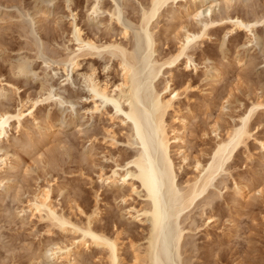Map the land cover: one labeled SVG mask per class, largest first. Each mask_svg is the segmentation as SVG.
Listing matches in <instances>:
<instances>
[{"label": "rangeland", "instance_id": "obj_1", "mask_svg": "<svg viewBox=\"0 0 264 264\" xmlns=\"http://www.w3.org/2000/svg\"><path fill=\"white\" fill-rule=\"evenodd\" d=\"M204 1L205 8L211 1L220 4L212 10L211 16L215 20L229 15L245 22L255 19L260 22L253 28V33L234 30L228 36L227 32L232 29L229 22L212 27L209 37L190 51L198 68L186 73L193 90L183 96L181 107L185 114L188 108L191 110L194 117L191 120L192 129L205 125L209 131L217 120L227 128L236 126L255 99L262 96L264 102V0ZM117 2L124 10L123 23L131 27L129 47L132 48L139 8L148 1ZM227 2H230L229 5ZM93 3L94 0H0V87L9 88L7 97L0 98V110H15L21 102L28 104L25 107L28 109L31 103L27 100L36 97L46 85L54 86L60 98L55 105L52 102L44 103L34 109L36 117L42 119L40 124L31 122L32 119L27 116L22 121L26 130L18 133L17 125H13L9 131L10 137L1 144V149L9 154L12 162L17 160V164L16 169L8 167L0 175V179L6 176L12 186L0 188V264H56L48 258L49 249L53 244L68 243L74 238L71 234H65L67 237L62 235L58 229L51 228L29 212V201L50 185L53 187V202L60 212L70 214L71 208L79 207L89 213L98 207L100 216L94 224L96 228L104 229L111 236L126 228L133 229L135 237L125 233L121 235L125 245V261L121 264H131L127 245L130 240L140 241L146 234L139 223L130 224L133 221H128L125 208L133 202L128 199L127 204L122 203L118 194L103 187L99 180L101 170L109 173L113 168L112 158L114 162L118 159L123 164L124 157L132 152L125 146L123 126L119 120L111 119L113 111L110 108L101 117L95 115L93 120L89 118L87 110L93 104L91 99H86L89 93L76 72L71 74L69 81L61 84L66 77L57 62L75 50V43L71 42L74 21L83 30L85 38L122 40V26L111 21L109 15L114 6L113 0L101 1L105 13L95 21L88 14ZM194 6L191 0H177L176 4H169L160 13L156 38L162 57L176 51L185 29L198 31L200 20L207 18L208 15H202L201 19L194 21L191 17H185V11H193ZM178 12L182 16L172 20V16ZM107 58L106 55L96 57L93 59L96 62L94 66L101 80L115 83L119 80L117 64L115 60L110 62ZM82 61L85 65L88 59L83 58ZM21 62L30 68L27 75L17 74L15 67ZM105 65H109V70H104ZM183 69L180 67L174 73L177 75ZM217 70L222 72V76L213 85L210 77ZM60 100L61 105L58 103ZM107 126L117 133L118 143L115 146L111 145L109 139L103 142V130ZM44 127H50V130ZM96 131L102 133L99 135L100 141L94 146L91 162H87L84 155L91 145L89 137ZM251 131L255 139L249 141L239 158L228 165V173L218 178L219 182H225L216 190L222 193L215 206L218 207L215 213L218 222L210 227H201L206 216L201 218L200 211L196 210L191 214L201 227L192 233L200 252L184 254V257L193 258V264H264V148L261 145H264V110L253 117ZM189 139H192V146L196 145L195 151L209 150L214 144V136L209 133L203 141L199 137ZM180 178L183 181L186 176L183 174ZM233 180L242 186H249L252 191L253 197L242 208L232 201ZM225 186L227 189H224ZM259 190L263 192L262 195L256 193ZM22 209L27 213L21 214ZM75 215L74 220H85L80 213L76 212ZM229 219L231 222H228ZM218 249L220 253L227 254L225 262H215L219 259L217 257L203 261L204 251L219 252ZM95 252L88 263H84L108 264L103 255Z\"/></svg>", "mask_w": 264, "mask_h": 264}, {"label": "bare ground", "instance_id": "obj_2", "mask_svg": "<svg viewBox=\"0 0 264 264\" xmlns=\"http://www.w3.org/2000/svg\"><path fill=\"white\" fill-rule=\"evenodd\" d=\"M101 1L94 0L90 6L88 14L91 20L95 21L100 14L105 13L101 7ZM147 1L148 4L141 5L140 11H138L137 24L134 25L135 28L133 27L135 43H132V48L129 47L131 27L122 21L124 10L121 4L117 0H113L114 6L109 11V15L111 21L122 26V40L98 41L85 38L83 30L74 21L71 42L75 43V50L69 52L62 59L60 58L57 64L65 72L66 79L61 84L69 81L73 72L77 73L84 84L89 93V98L86 99H91L93 104L87 110L91 120L95 118V115L103 116L110 108L113 111L111 119L119 120L123 126L125 146L132 152L130 155L125 154L123 164H120L118 159H115L114 162L112 158L113 168L109 173L104 172L105 170L102 168L104 171L99 172V180L103 187L118 194L122 203L127 204L128 199L133 202L125 208L129 216L127 217L128 221L134 222L130 224L139 223L146 233L140 241H128L131 264H193L192 257H184V254L189 251L200 252V248H197L196 242L193 240L192 233L202 226L210 227L218 222L215 214L218 207L215 206L222 193L216 190L220 185H225V182H219L218 178L223 173H228V165L239 158L241 151L247 148L249 141L253 140L251 122L258 111L264 110V102L262 96L255 99L234 127L221 126L217 120L213 122L209 129L210 132L204 127L205 125L195 126V129H192L191 120L194 118L192 112L188 108L185 114L181 107L183 96H187L193 90L186 73L197 71L198 68L190 51L209 37L212 27L222 26L229 22L232 29L227 32L228 36L234 30H249L253 33V28L260 22L258 19L253 22H245L239 17L229 15L215 20L211 15L212 10L220 6L218 2L211 1L205 8L204 0H191L195 3V8L191 12L185 11L184 16L191 17L195 21L199 20L202 15H208V19L200 20L201 27L198 31L181 28L184 33L179 47L176 51L168 52L169 54L162 57L163 54L161 55L159 52L156 38L157 20L162 10L169 4H176L177 0ZM229 3L227 2L228 5ZM177 16L182 15L178 12L172 16V20ZM102 55L108 56L107 59L110 62L112 59L116 61L119 76L117 82L111 83L98 77L93 59ZM83 58L88 59L85 65L83 61L80 62ZM44 64H47V61H44ZM27 67L26 63L22 62L16 65L17 74L27 75L30 70ZM180 67H184L183 72L176 75L174 71ZM109 68V65H105L104 70H109ZM214 73L210 77V82L213 85L222 76V72L218 70ZM175 78H177L176 82ZM41 90L33 99H26L28 103H31L28 109H25L28 104L19 102L20 104L15 110H11L12 108L0 110V175L2 172H6L8 167L16 169L17 160L15 163L12 162L9 154L1 149V144L10 137V128L17 125L18 133L21 130H26L27 127L22 121L27 116L32 119L31 122L40 124L41 118L36 117L34 109L44 103L52 102L55 105L56 101L60 99L52 85H46ZM8 92L9 88L0 87V98H6ZM58 103L61 105L62 101L60 100ZM44 128H48L47 131L50 130V127ZM103 131V142L109 139L111 145L115 146L118 143L117 133L108 126ZM101 132L96 131L89 137L91 145L84 155L87 162H91L93 149L95 144L100 141ZM208 133L214 136L212 147L205 151L198 149L195 151L196 145L192 146V139L189 138L197 139L199 137L203 141ZM261 145L264 148V145ZM188 170L192 172L189 173ZM183 174L186 179L182 181L180 175ZM9 182L11 181L7 180L6 176L1 178L0 188L9 187L11 185ZM233 182V204L242 208L243 204L253 197L252 191L249 186H242L236 180ZM50 186L33 196L29 201V212L31 211L32 216L40 221L48 223L51 228L58 229L62 235L67 237L65 234H71L74 238L68 243L53 244V247L49 249L48 258L56 264H86L84 262L88 263L92 258L91 254L95 252L94 250H98L95 253L103 255L108 264L124 262L125 245L121 235L125 233L135 237L133 229L126 228L111 236L104 229L96 228L94 224L100 216L98 207L89 213L79 207L71 208L70 214L60 212L53 202V187ZM224 189H227L226 186ZM256 193L263 194L261 190ZM136 202L137 204H135ZM207 209H210L209 212ZM194 210L200 211L201 218L206 216L201 227L197 225L198 221L191 215ZM26 211L22 209L21 214L24 215L27 213ZM76 212L85 216L83 222L73 219L76 217ZM228 222L231 220L229 219ZM186 224L188 228L185 226ZM141 241L144 243H140ZM216 250L213 252L204 251L202 253L203 261L206 262L212 257H217L219 259L215 262H225L227 254L220 253L219 249V252Z\"/></svg>", "mask_w": 264, "mask_h": 264}]
</instances>
